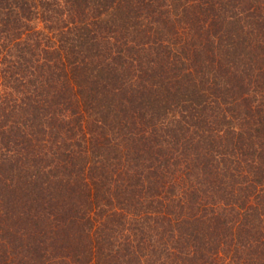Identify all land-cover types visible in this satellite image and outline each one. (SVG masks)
Returning <instances> with one entry per match:
<instances>
[{
  "label": "trees",
  "instance_id": "trees-1",
  "mask_svg": "<svg viewBox=\"0 0 264 264\" xmlns=\"http://www.w3.org/2000/svg\"><path fill=\"white\" fill-rule=\"evenodd\" d=\"M0 264H264V0H0Z\"/></svg>",
  "mask_w": 264,
  "mask_h": 264
}]
</instances>
